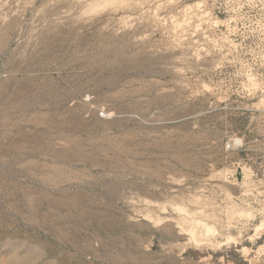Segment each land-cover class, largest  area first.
<instances>
[{
	"label": "rangeland",
	"instance_id": "1",
	"mask_svg": "<svg viewBox=\"0 0 264 264\" xmlns=\"http://www.w3.org/2000/svg\"><path fill=\"white\" fill-rule=\"evenodd\" d=\"M0 264H264V0H0Z\"/></svg>",
	"mask_w": 264,
	"mask_h": 264
},
{
	"label": "bare ground",
	"instance_id": "2",
	"mask_svg": "<svg viewBox=\"0 0 264 264\" xmlns=\"http://www.w3.org/2000/svg\"><path fill=\"white\" fill-rule=\"evenodd\" d=\"M122 62V61H121ZM117 67H118V65H117ZM151 86V85H150ZM158 86V85H157ZM152 91V90H151ZM145 93V92H144Z\"/></svg>",
	"mask_w": 264,
	"mask_h": 264
}]
</instances>
